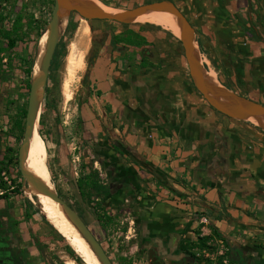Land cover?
Here are the masks:
<instances>
[{
  "label": "crops",
  "instance_id": "crops-1",
  "mask_svg": "<svg viewBox=\"0 0 264 264\" xmlns=\"http://www.w3.org/2000/svg\"><path fill=\"white\" fill-rule=\"evenodd\" d=\"M168 1L195 28L221 83L259 99L264 94V0ZM112 31L113 37L100 33L95 38L100 45L80 111L84 142L90 150L101 147L107 179L99 183L113 180L129 189L110 195L106 214L118 217L133 204L134 217L145 224L147 245L153 238L172 252L181 239L186 246L224 239L232 259H241L234 254L241 252L243 264H264V134L221 119L205 103L180 48L163 30ZM172 55L179 68L167 66ZM2 116L0 144L14 138L12 118ZM1 208L2 220L15 222L10 229L24 249L23 240L30 239L23 231L27 213L35 217L29 202L9 195ZM27 243L37 254L35 244Z\"/></svg>",
  "mask_w": 264,
  "mask_h": 264
},
{
  "label": "rangeland",
  "instance_id": "rangeland-1",
  "mask_svg": "<svg viewBox=\"0 0 264 264\" xmlns=\"http://www.w3.org/2000/svg\"><path fill=\"white\" fill-rule=\"evenodd\" d=\"M14 1L15 0H10V3H4L0 0V22L1 18L4 17V26L7 29L11 28L9 17L13 12V4L11 3ZM83 1L102 4L112 11L135 8L142 4L154 2L151 0H142L136 4H132L128 3L127 0ZM22 3L27 4L29 8L30 23L25 24L20 32L18 31V33L16 32V34H14L13 38L19 39L14 48H10L6 40H0L1 118L4 117L2 116L3 114H6L7 117L10 116V118L13 116L16 117L19 111L25 108L28 109L31 80L28 79L26 70L30 65L29 62L31 57H33L35 64L39 51V41L42 38V36L38 38V32L44 24H46L47 27L51 22L55 7L54 0H19L18 5L21 6ZM82 23H85L90 29L89 40L86 42V46L83 48L78 47L76 53V55H78L79 52L85 53L84 67L76 76L71 78L66 71L67 58L71 53V46L73 44L77 45L76 37ZM149 24L150 23L143 21H136L132 24H120L117 22L100 20L88 21L82 19L76 13H71L66 25L67 27L65 26L62 30L60 42L52 59V68H50L39 122V134L47 145V164L56 191L86 221L89 228L101 242L115 264H147V259L145 253H141V240L138 236L126 242L124 236L116 234L119 227H122L124 232L127 231L129 221L133 218L132 210L135 208L133 204H128L125 208L123 207L122 210L126 209L128 213L119 214L118 217L106 214L108 219H113L114 221L107 224H100L94 214L92 204L88 201L89 196H84L80 193L78 186L79 180L82 178V175L85 174V171L86 173L88 171L85 167L88 169L91 160H95L94 147L90 150L81 135L82 118L80 111L82 104L88 96L87 72L91 67L94 50L92 43L95 41V38H97L100 33H104L105 30H113L115 27L116 29L129 27L150 29L148 26ZM164 33L166 39L173 41L167 34L168 32ZM168 48L171 51L173 45H169ZM179 48L180 55L182 59L184 58V66L186 65L184 68H186V72L191 81L182 45H180ZM200 53L206 71L208 73L213 72L216 78L221 82L222 79L218 76L217 68L210 61L208 53H202L201 50ZM170 57L172 60L168 61L167 66L179 68V65L175 62V57L173 55ZM66 83L70 85L71 100H68L65 95L64 86ZM8 100L12 105H7ZM252 100L258 102V99ZM258 103L264 105V101ZM6 109L9 111L5 113ZM219 116L221 119H226L222 114H219ZM235 122L245 127L251 133L264 134V130L255 122L249 120H236ZM23 139L24 133L23 135L21 133H15L13 140L0 144V202L7 199L1 198L4 197V195H18L32 204V206H30V211L33 212L35 217L32 219L29 218L30 220L27 218L28 224L23 226V231L28 232L30 239L27 240V242H31L33 245L35 244L34 246L38 249V253L32 254L27 248L28 243L23 240L22 245L24 249L29 251L26 253L29 264H71L73 262L77 264L71 256V253L78 255L77 252L71 247L70 243H68L69 241L63 237L51 223L46 219L43 220L44 217L38 208L36 199L33 200L29 197L24 189L25 182L22 178L18 161L19 150ZM77 155H80V161L76 163L78 175L75 174V164L73 163V158ZM28 162L31 166V162L29 160ZM94 167L97 168L96 171L99 173L98 179H101V177L107 179L99 162H95ZM101 171L103 174H101ZM4 172L12 181V185L5 180V176H3ZM12 187L14 189L11 190ZM38 203L41 207L43 206L41 196L38 199ZM2 209L3 208L0 210ZM5 210H8V207H6ZM36 211H38V213H36ZM108 219L103 220L107 221ZM121 222H124V225H121ZM136 231L138 235L139 231L137 228ZM203 241L204 240L187 244L186 246L187 253L194 256L193 259L195 264H214L215 262L217 264H236L231 260L227 245L223 254H220V240L211 243ZM196 254H200V257ZM207 254L214 255L216 260L213 261L207 258ZM78 256L80 257V255ZM80 258L83 259L82 257ZM83 263L87 264L84 261Z\"/></svg>",
  "mask_w": 264,
  "mask_h": 264
},
{
  "label": "water",
  "instance_id": "water-1",
  "mask_svg": "<svg viewBox=\"0 0 264 264\" xmlns=\"http://www.w3.org/2000/svg\"><path fill=\"white\" fill-rule=\"evenodd\" d=\"M54 2L55 7L52 20L43 33L44 35L48 32V37L46 51L41 60V71L39 74L35 75L33 67L24 139L19 150V169L25 182V191L28 186H32L39 194L49 197L59 203L67 216L76 224L82 235L88 240L102 264H115L79 213L60 196L55 188L49 189L45 187L42 179L29 169L26 161V155L38 123L37 116L39 115V109L37 107V102L41 100L42 111L52 59L61 38L62 30L60 26L62 16L67 15L69 20L70 14L76 13L82 19L88 21L100 20L112 21L120 24H132L145 15L152 13H169L173 17L178 28L179 34L175 36L180 40L184 50V56L192 84L212 109L219 114L235 120H248L247 118H252L255 120V123L264 130V125L261 123V121L264 120V105L237 94L235 91L224 86L218 79L216 82L209 79L207 76L208 72L202 63L201 49L197 40L196 30L184 13L171 1L162 0L114 12L103 11L99 8L89 9L76 0H54ZM92 44L93 48L96 49L95 45L98 44V42L93 41ZM90 71L91 67L87 72L88 78L90 76ZM231 260L242 264L241 259L231 258Z\"/></svg>",
  "mask_w": 264,
  "mask_h": 264
},
{
  "label": "bare ground",
  "instance_id": "bare-ground-1",
  "mask_svg": "<svg viewBox=\"0 0 264 264\" xmlns=\"http://www.w3.org/2000/svg\"><path fill=\"white\" fill-rule=\"evenodd\" d=\"M76 1L89 9L99 8L103 11L114 12L110 8L108 9L107 7L99 3H93L91 1H83V0H76ZM138 21L148 22L152 25H156L164 30L170 31L172 34L176 36H178L179 34L177 25L173 17L169 13H152L139 18ZM67 22H68L67 15L62 16L61 26H60L61 30L65 28ZM89 35H90L89 27L85 23H82L78 29V34L76 37L77 45L73 44L71 46L70 48L71 53L67 58L66 71L68 73V76L70 75L71 78L73 76H76V74L84 67L85 53L79 52L78 55H76V53L78 47L83 48L86 46V42H88L89 40ZM47 37H48V32H46L39 41V51L34 64L35 75L39 74V72L41 71V60L43 54L46 51ZM207 76L211 81L216 82L217 78L213 72L208 73ZM64 90L67 99L71 100L72 97L70 94V85L68 83L65 84ZM37 107L39 109V115L37 116V122H38L37 128L32 137L31 145L26 155V161H27V165L29 166V169L35 172L42 179L44 186L49 189H54L55 185L51 179V174L47 164V160H48L47 145L42 140L39 134L41 100L37 102ZM247 119L251 122H255V120L252 118H247ZM261 123L264 125V120H262ZM28 160L31 162V166ZM26 192L29 195V197H31L33 200L36 199L38 208L40 209L42 216H44L52 224V226L58 232H60L63 235V237H65L69 241L68 243H70L71 247L74 248L77 254L83 258L82 260L85 263L102 264V262L95 254L88 240L82 235L76 224L67 216L63 207L59 203L55 202L49 197L39 194L32 186H28L26 188ZM40 196L43 201L42 207L38 203V199ZM71 264H75V263L73 262Z\"/></svg>",
  "mask_w": 264,
  "mask_h": 264
},
{
  "label": "trees",
  "instance_id": "trees-1",
  "mask_svg": "<svg viewBox=\"0 0 264 264\" xmlns=\"http://www.w3.org/2000/svg\"><path fill=\"white\" fill-rule=\"evenodd\" d=\"M1 2L10 3V0H1ZM11 4H13L12 5L13 6V8H12L13 12L11 13V15L9 14L10 15L9 20L11 21V28L7 29L4 26L5 18L2 17L1 22H0V40H6L9 47L14 48L16 46L17 41H19V39L18 38L14 39L13 36H14V34H16V32L17 33H18V31L20 32V30L23 29L25 24L30 23V15H29V8H28L27 4L22 3L21 6H19L18 5L19 0H15ZM148 26L149 27H155L156 25L149 24ZM157 28H160L164 32H168L167 34L173 40L172 44L177 45L178 47L181 45V42L178 39V37H176L170 31H166V30L162 29L161 27H157ZM45 29H46V24H44L41 27V29L39 30L38 38H40L43 35ZM133 34L136 35L135 33H133ZM139 38H142V40L145 41V39L143 37L139 36ZM199 45H200V43H199ZM200 48H201V52L203 53L204 51H203V48L201 45H200ZM0 62H1V60H0ZM29 64L30 65H29L28 69L26 70V74H27L28 79L32 80L33 67H34L33 57H31ZM92 64H93V62H92ZM229 89H231V88H229ZM7 105L8 106L12 105L9 100L7 101ZM8 111L9 110L6 109L5 113ZM26 115H27V109L25 108V109L19 111L16 117L15 116L11 117L12 121H13V123H12L13 126H12L11 131H10L11 136H14L15 133H21L23 135L24 129H25ZM100 148L101 147L99 144L94 145L95 160H91V163L89 164V167H88L89 171L87 173L85 171V174L82 175V178L79 180L78 186H79L80 193L82 195L89 196L88 201L90 202V204H92V207L94 209V214L97 218V221L100 224L101 223L107 224V223H111L114 221L113 219H108V217H106V210L109 206H111V205L106 204L108 199L110 198V195L113 192L114 193L122 192L123 190L125 192H128L129 189L122 187L120 183L118 184V183H116V181H113V180L111 182H109V184H106V185L99 183V180H98L99 173H98V171L94 170V163L99 162L101 164V166L103 167V169L106 170L105 163H104L103 159L100 157ZM85 169L87 170L86 167H85ZM1 198L6 199V198H8V196L4 195V197H1ZM29 204H30V206H32V204L30 202H29ZM36 213H38V211H36ZM133 217H134V215H133ZM27 218H30V215L28 213H27ZM103 219H108V220L105 221ZM134 219L137 222L135 217H134ZM43 220H45V218ZM144 226H145L144 223L137 222L136 228L138 229L140 237L143 239V241L147 238L146 237L147 230L146 231L143 230ZM140 227L142 229H140ZM200 240H204V239H200ZM221 240L225 242L224 239H221ZM144 244L146 246L147 241H144ZM142 249H143V247L141 248V250ZM186 255L188 257L194 258V256L187 253V251H186ZM71 256L73 257V259L75 260V262L77 264H84L82 259L78 255H76L75 253H71Z\"/></svg>",
  "mask_w": 264,
  "mask_h": 264
},
{
  "label": "flooded vegetation",
  "instance_id": "flooded-vegetation-1",
  "mask_svg": "<svg viewBox=\"0 0 264 264\" xmlns=\"http://www.w3.org/2000/svg\"><path fill=\"white\" fill-rule=\"evenodd\" d=\"M104 33H108V36H111V37L115 36L112 30H105ZM99 45L100 43L95 45L96 49L93 50L92 62H93L95 54L98 51L97 48L99 47ZM249 99L252 100V98H249ZM261 101H264V94H261L260 98L258 99V102H261ZM224 117L228 121L235 120V119L228 118L226 116ZM1 217L2 215H0V264H29L25 249L21 248L20 243L16 239L14 233L11 232L9 224L10 223L14 224L15 222L10 221V220H7V221L2 220ZM136 227H137V222H136ZM138 237L141 240V246L143 247V249L141 250V253H145L147 264H195L194 259L186 255V244L182 239L178 241L177 248L174 251L170 252L166 246H164L163 244L162 245L157 244L153 238L150 239L149 245L145 246L143 239L140 237V234H138ZM235 253L237 254L238 258L242 259V257H240L242 256L241 252H234V254ZM232 256H233V253H232ZM242 264H243V261H242Z\"/></svg>",
  "mask_w": 264,
  "mask_h": 264
},
{
  "label": "built area",
  "instance_id": "built-area-1",
  "mask_svg": "<svg viewBox=\"0 0 264 264\" xmlns=\"http://www.w3.org/2000/svg\"><path fill=\"white\" fill-rule=\"evenodd\" d=\"M79 161H80V155L74 156L73 163L75 164L74 169L76 171L75 172L76 175H78L76 163L79 162ZM3 176H5V180L7 182H9L10 185H12V181L9 179V177L6 176V174H4V173H3ZM12 189H14V188L12 187ZM126 213H128V212H126ZM201 221H202L203 224H207L209 222V220L206 217L201 218ZM121 225H124V222H121ZM122 229H123L122 227H119L117 229V233L116 234L120 235V236H124V239L126 240V242H129L130 240H133V239H135L138 236L137 235V231H136V221H135L134 217L129 221V226H128L127 231L124 232ZM219 242L221 244V248H220L221 253L220 254L222 255L223 251L226 250V244L222 240H220ZM196 255L198 257H200V254H196ZM206 257L210 258L213 261L216 260L214 255L207 254ZM214 264H217V263L215 262Z\"/></svg>",
  "mask_w": 264,
  "mask_h": 264
}]
</instances>
